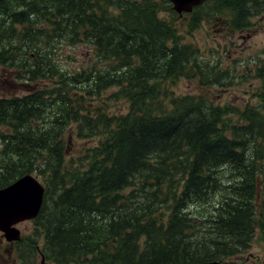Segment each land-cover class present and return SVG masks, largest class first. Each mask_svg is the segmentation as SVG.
<instances>
[{"label": "trees", "instance_id": "16d2710c", "mask_svg": "<svg viewBox=\"0 0 264 264\" xmlns=\"http://www.w3.org/2000/svg\"><path fill=\"white\" fill-rule=\"evenodd\" d=\"M211 4L232 30L256 14L252 0L190 14ZM175 16L169 0H0L2 81L24 91L0 93V188L29 173L47 184L20 264H225L264 238V66L237 71L261 81L242 108L178 93L182 77L225 88L235 74ZM80 44L93 58L70 68ZM71 132L96 144L67 158Z\"/></svg>", "mask_w": 264, "mask_h": 264}, {"label": "rangeland", "instance_id": "374dc122", "mask_svg": "<svg viewBox=\"0 0 264 264\" xmlns=\"http://www.w3.org/2000/svg\"><path fill=\"white\" fill-rule=\"evenodd\" d=\"M255 6L253 11L255 15L248 18V26L243 30H232L229 26V17L227 20L213 18L217 12L216 4H211L201 8L198 15L185 14L184 17L175 16L174 23L180 30L185 41L197 45L202 54L211 58V65L217 69L224 70L227 67L231 68L233 74V85L230 87L220 88L215 86L202 87L195 79L182 77L178 80L175 89L181 94H206L207 97L219 103H229L237 108H242L247 104L256 102L253 96L256 87L261 84V81L255 77L256 73L248 72L243 78L239 76L237 71L245 69V64L253 67L264 66V0H252ZM214 9V10H213ZM177 13V12H176ZM211 15L208 18L207 14ZM178 14V13H177ZM168 19L173 18L172 13L164 14ZM193 18L199 19V25L191 29V24L195 22ZM232 18V17H230ZM172 20V19H171ZM247 23V22H246ZM70 57H64L68 61L66 64L70 68L85 67L93 58V51L87 44L78 46H69ZM256 62V63H255ZM5 73L0 70V93H18L22 94V90L12 87L10 84L2 81ZM231 77L230 75L228 76ZM50 84L49 82H41ZM111 91H109L110 93ZM111 110L116 113H124L127 111V103L124 101H115L112 104ZM76 127V125H74ZM73 133V132H71ZM67 133V158H77L84 155L87 147L95 145L96 140H88L77 138L73 133ZM45 184L43 177L39 176ZM34 221H24L17 226L21 230L23 237L31 234L35 228ZM42 241V240H41ZM41 243V242H40ZM18 243H9L2 232H0V264H20L19 254L15 250V245ZM29 241L24 245L18 246L19 252L25 251V247H30ZM28 252V249H27ZM34 264H41V256L35 258ZM44 264H53L45 262ZM225 264H264V238L262 234H258L252 244V247L240 256L231 259V262Z\"/></svg>", "mask_w": 264, "mask_h": 264}, {"label": "water", "instance_id": "95a60500", "mask_svg": "<svg viewBox=\"0 0 264 264\" xmlns=\"http://www.w3.org/2000/svg\"><path fill=\"white\" fill-rule=\"evenodd\" d=\"M173 8L182 15L192 12L194 7L207 0H170ZM45 199V186L37 176L29 173L10 185L0 188V231L8 242L21 239V230L17 225L26 220L35 219L41 212ZM45 263L42 255L41 264ZM194 264H219L218 261Z\"/></svg>", "mask_w": 264, "mask_h": 264}, {"label": "flooded vegetation", "instance_id": "af4514ba", "mask_svg": "<svg viewBox=\"0 0 264 264\" xmlns=\"http://www.w3.org/2000/svg\"><path fill=\"white\" fill-rule=\"evenodd\" d=\"M183 16H185V14Z\"/></svg>", "mask_w": 264, "mask_h": 264}]
</instances>
